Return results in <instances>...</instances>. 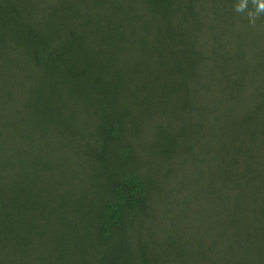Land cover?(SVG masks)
Returning <instances> with one entry per match:
<instances>
[{
	"label": "trees",
	"instance_id": "1",
	"mask_svg": "<svg viewBox=\"0 0 264 264\" xmlns=\"http://www.w3.org/2000/svg\"><path fill=\"white\" fill-rule=\"evenodd\" d=\"M236 3L0 0V264H264V15Z\"/></svg>",
	"mask_w": 264,
	"mask_h": 264
},
{
	"label": "clouds",
	"instance_id": "2",
	"mask_svg": "<svg viewBox=\"0 0 264 264\" xmlns=\"http://www.w3.org/2000/svg\"><path fill=\"white\" fill-rule=\"evenodd\" d=\"M249 3H251L252 8H249ZM234 11L241 14L246 13L249 25L254 27L257 19L264 15V0H237Z\"/></svg>",
	"mask_w": 264,
	"mask_h": 264
}]
</instances>
